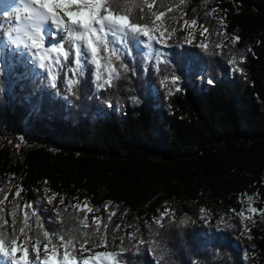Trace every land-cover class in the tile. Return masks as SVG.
<instances>
[{"label": "trees", "instance_id": "1", "mask_svg": "<svg viewBox=\"0 0 264 264\" xmlns=\"http://www.w3.org/2000/svg\"><path fill=\"white\" fill-rule=\"evenodd\" d=\"M178 2L164 0L154 10ZM193 19L207 50L186 45L180 35L157 51L167 61L157 66L132 47L122 57L129 71L114 88L97 89L91 66L73 91L67 69L53 88L39 74L16 77L0 66V217L8 220L6 230L14 210L18 229L24 212L31 213L24 205L33 204L43 226L36 228L30 215L33 231L59 232L74 223L70 215H85L68 206L87 203L100 218V231L87 245L106 239L97 253L118 252L122 237L124 247L136 243L124 236L130 227L159 247L124 253L129 264H264V0H185L166 23L175 35ZM42 182L66 203L57 208L66 224L56 213L36 210L32 188ZM170 201L181 208L219 203L238 215L253 243L247 257L224 210L215 224L197 221L196 207L166 217L162 228L149 220Z\"/></svg>", "mask_w": 264, "mask_h": 264}, {"label": "snow or ice", "instance_id": "2", "mask_svg": "<svg viewBox=\"0 0 264 264\" xmlns=\"http://www.w3.org/2000/svg\"><path fill=\"white\" fill-rule=\"evenodd\" d=\"M184 3L185 0H179L176 4H169L165 11H157L154 6L164 7V0H17L14 15L0 20V59L8 53L13 56L18 54L20 63L24 66V75L39 74L53 88L67 69L71 74L67 80L69 91H73L80 83L79 78L83 76L85 67L91 66L94 67L97 89L114 88L122 78V73L129 71L122 57L130 55L132 47L145 50L147 58L155 59L157 66L167 62L163 55L154 49V45L167 46V39L176 31L166 23L168 13L174 9L178 10ZM137 12L140 13L139 16ZM196 23L195 19L191 21V25ZM188 24V21H184L182 27ZM207 31L205 28L204 32ZM203 34L202 32L201 35ZM232 40L235 43L239 37H233ZM185 42L191 43V40L186 37ZM199 47L207 50V42L201 43ZM216 47L221 45L217 44ZM243 59L241 55L240 60ZM4 62L7 63L6 60ZM228 62L235 64L236 60L230 59ZM237 70L242 71L239 68ZM178 79L173 76L171 83L175 84ZM168 80L169 78L165 77V81ZM20 191L21 189H17L16 197L20 196ZM6 196L5 193V198ZM54 196L55 194L48 197V203L52 202ZM0 203L3 201L0 200ZM63 203L61 200V204ZM24 207L31 209V213L24 212L18 229L15 227V210L11 214V231L5 228L8 220L0 217V261L8 257L9 264H33L29 249L24 247V244H31L35 264H89L90 260L92 264H97L99 258H103L106 264H129V261L123 258L124 253H139L140 245L145 244L149 251H155L159 247V241L138 239L136 233H129L128 240H135L136 243L124 247L122 237V246L118 252L94 253L93 256L78 259L71 255L77 250L76 244L79 243L84 251L91 252L92 249L85 248V245L90 242L92 235L100 231V218L94 217L92 224L88 223L87 212L93 209L87 203L74 205L79 211L85 212L83 218L70 215L68 219L74 223L52 233L47 230L42 233L34 232L29 223L30 215L35 217L36 228L43 227L40 217L31 204ZM249 211L256 213L260 210L250 208ZM241 216L244 218L243 213ZM56 217L59 223L66 224L59 209ZM166 217L172 220L175 218L170 209H165L155 219V223L161 228L164 227ZM90 227L92 232L85 230ZM25 229H28V232ZM21 236L25 239L20 240ZM99 239L100 244L96 246H106L105 237L101 236ZM43 241L47 242L43 243L45 255L41 260L40 246ZM59 249H63L62 254ZM18 252L20 255L16 256ZM159 259L162 260L163 257Z\"/></svg>", "mask_w": 264, "mask_h": 264}, {"label": "rangeland", "instance_id": "3", "mask_svg": "<svg viewBox=\"0 0 264 264\" xmlns=\"http://www.w3.org/2000/svg\"><path fill=\"white\" fill-rule=\"evenodd\" d=\"M8 15L5 13V11L0 9V20H5L7 19ZM201 31L199 30V28L196 25H191V23H189L186 26H183V28L178 31L175 35H171V37L169 39H167V43L170 41H177L178 38L180 37V35H183L185 37H187L189 40H191V43H186V45H196L199 46L201 43L204 42V38H205V34L201 35ZM158 35V33H157ZM161 46L164 47L165 45L162 44H155L154 45V49L156 51H159L161 49ZM145 51V50H144ZM146 52V51H145ZM7 61L6 64H4V61ZM6 65L8 67H10V69H12V73L14 74V76L18 77V76H23L24 75V66L20 63V57L17 54L16 56H13L11 53H8L6 56H4L3 59H0V66L3 68L4 66L6 67ZM231 71V70H230ZM26 76V75H24ZM200 77H197L195 80L198 82H200ZM35 192V196H34V202L36 204V210H39L40 212H46V213H51V215H53L54 213L57 212V208L59 206H63L66 207V203L64 202L63 204H61V198L55 197L52 200L51 203H48V197H52L53 194L51 192L48 191L45 182H42L40 184H38L37 186H34L32 188ZM77 203L74 204H70L68 206V208H75L74 205H76ZM32 209H34V205L31 204ZM179 206V205H177ZM176 205H171V206H167V208L165 209H170L174 215L176 214H180L185 212L186 210L188 211L189 209H192L193 207H196L198 209L203 210V212H199L198 213V217H197V221L199 222H204L205 224H215L218 222V217H219V212L221 210H224L225 213H227L231 223L233 224L234 228L236 229V233L238 235V240L241 243L242 247L244 248V252H245V256L247 257V254H249V250L251 248V246L253 245L247 230H245L241 224L242 220L240 219V217L238 215H236L233 212H230L226 209H223L219 203H205V202H201L198 205H193L191 203H185L184 204V208H181L179 206V208ZM1 208V205H0ZM175 209V210H174ZM164 210H162L158 215H160L162 212H164ZM97 217L99 218V214L94 213L93 211L91 212H87V219L90 221H93V218ZM156 219V217H155ZM155 219L151 218L149 219L150 221H155ZM149 222V221H147ZM146 221H142V224H146ZM132 229L130 227H128V230L126 231V233L124 234V236H128L129 233H132ZM25 237H20V240H24ZM19 242V241H18ZM35 241L33 240L32 243H34ZM47 241H43L41 243L40 246V256H41V260H43V256L45 255L44 253V248H43V243H46ZM117 243H120V240L117 239L116 241ZM24 247H27L30 252L31 251V244H24ZM85 248H90L92 249L91 252H87L84 251L81 248H78L77 250V255L76 257L78 259H82L84 257H90L93 256L94 253H97V251H99L100 249H105L104 246H92V245H86ZM49 250H51L49 248ZM61 251V250H60ZM20 253H16V256H19ZM97 261H103V258L98 259ZM0 264H9V258L4 257L3 261H0ZM33 264H35V260L33 261ZM106 264V262H105Z\"/></svg>", "mask_w": 264, "mask_h": 264}, {"label": "bare ground", "instance_id": "4", "mask_svg": "<svg viewBox=\"0 0 264 264\" xmlns=\"http://www.w3.org/2000/svg\"><path fill=\"white\" fill-rule=\"evenodd\" d=\"M16 4H17V0H0V9L5 11V13L9 17V16L14 15V9L16 7ZM65 19H67V17H65ZM171 205H176L177 206L176 202H174V201L165 202L163 204V206L160 207V208H157L156 211L159 214L162 210H164V208H167V206H171ZM177 207L179 208V206H177ZM89 264H92V260L89 261ZM97 264H105V262L97 261Z\"/></svg>", "mask_w": 264, "mask_h": 264}]
</instances>
